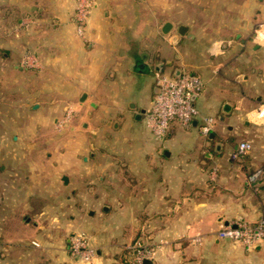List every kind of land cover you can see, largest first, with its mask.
I'll use <instances>...</instances> for the list:
<instances>
[{"label": "crops", "instance_id": "1", "mask_svg": "<svg viewBox=\"0 0 264 264\" xmlns=\"http://www.w3.org/2000/svg\"><path fill=\"white\" fill-rule=\"evenodd\" d=\"M185 1L189 0H95L80 36L73 20L76 0H0V44L10 49L5 57L18 61L22 46L34 54L31 48L50 42V62L61 63L63 88L80 92V99L91 93L100 96L102 105H89H99L103 117L112 115L117 128L125 109L120 102L108 105L103 92L112 87L117 73L148 69L154 75L179 67L151 38L158 35L176 42L171 38L173 17L201 13L206 3L190 0L186 6ZM223 3L236 8L228 12L238 17L236 44L219 46L213 41L199 51L192 69L203 82L194 100L199 116L183 127L190 130L199 123L200 130V115L210 116L203 112L206 108L228 116L231 126L212 125L207 134L200 130L204 138L197 141L189 134L179 137L172 123L164 140L145 144L137 154L130 152V160L124 156L126 168L95 165L94 172H101L99 183L107 182L109 192L101 187L99 193L94 191L96 196L84 189V199L67 219L64 212L50 210V193L40 202L38 172L28 173L30 181L23 183L15 178L20 175L17 169L0 167V264H85L69 253L68 244L72 233L85 232L77 229L82 221L90 223L83 217L87 209L100 217L92 232H86L100 264H131L126 244L136 237L154 246L152 264H264V244L247 248L215 233L221 222L264 216V0H212V14L222 12ZM166 22L168 32L162 29ZM212 87L219 96H212ZM151 92L148 105L153 84ZM139 102H129L136 119L148 108ZM240 141L251 147L232 158ZM138 155L145 167L139 166ZM155 158L158 161L152 162ZM91 172L76 171L82 179ZM78 178L74 173L61 175L70 190L76 189ZM70 200L62 205L72 207Z\"/></svg>", "mask_w": 264, "mask_h": 264}, {"label": "rangeland", "instance_id": "2", "mask_svg": "<svg viewBox=\"0 0 264 264\" xmlns=\"http://www.w3.org/2000/svg\"><path fill=\"white\" fill-rule=\"evenodd\" d=\"M185 3L187 6L190 0ZM235 9L234 6L223 3L220 9L222 12L212 14V0H206L203 12H188L173 17L175 25L172 32L179 35L175 43L167 37L163 39L155 35L151 38L152 44L179 67L183 66L189 71L195 70V64L200 58L199 51L204 45H210L213 41L218 42L219 46L230 41L231 45L236 44L235 36L238 35V30L234 25L238 17L228 13ZM187 10L184 8L183 12ZM181 23L189 27L183 33L177 30ZM48 43L42 47L31 48L36 49L34 54L37 64L34 66H26L22 62L25 55L32 54L33 51L26 52L22 46L20 59L12 61L10 57L4 56L5 51L9 52L10 49L0 44V167L6 168L7 171L17 169L20 175L15 178L23 183L30 181L28 173L38 172L39 192L36 195L40 202H45L47 193H50V202H53L50 210L54 209L55 213L64 212L67 219V214H74L73 210L84 199V189L89 191L87 193H94L102 187L103 191L109 192L107 182L99 183L97 175L101 172H94L95 165H118L121 169L126 168L124 156L129 159L127 155L130 152L137 154L143 150L145 144L164 139H155L145 123L144 116L136 119L129 109L131 100L143 101L148 108L151 106L148 101L154 82L152 72L146 69L140 73H117L112 87L103 92L108 105L120 102L125 109L122 110L125 119L121 118L122 123L114 128L112 115L103 117L102 111L98 109L99 105L96 108L89 105V101L102 105L100 96L91 93L80 99V92L63 88L66 79L61 73V63L50 62V42ZM40 49L43 51L40 52ZM172 69L165 72L169 74ZM101 85L100 83V87ZM218 94L220 92L216 87H212V96H219ZM203 112L212 116L213 127L231 126L230 118L218 113L216 109L206 108ZM174 124L177 126L176 133L179 137L189 134L197 141L204 138L199 130V123L190 130L178 122ZM136 160L139 166L147 165L140 155ZM156 161L158 158L152 162ZM90 169L92 172L87 179H82L83 175L76 173ZM68 173L80 177L77 184L75 183V190H70L61 179V175ZM6 175L12 177L9 173ZM102 175L108 176L106 173ZM123 177L127 175L124 174ZM97 192L94 193L96 196ZM90 196L93 195L89 194L88 198ZM68 198L72 199V207L62 205L64 199ZM90 211L87 209L83 216L89 219L90 223L82 221L77 228L85 233L92 232L100 223V217ZM51 213L53 212L50 211ZM260 257L264 258V250Z\"/></svg>", "mask_w": 264, "mask_h": 264}, {"label": "built area", "instance_id": "3", "mask_svg": "<svg viewBox=\"0 0 264 264\" xmlns=\"http://www.w3.org/2000/svg\"><path fill=\"white\" fill-rule=\"evenodd\" d=\"M94 3L95 0H76L73 20L80 36L84 35L86 21ZM22 62L26 66H34L37 64V57L33 53L27 54ZM202 86L201 77L183 66L173 68L169 74L163 70L155 71L151 106L144 111L145 123L155 139H164L172 123L178 122L182 126H188L199 116L194 100L200 94ZM200 121L202 133H209L212 117L200 115ZM250 147V142L240 141L232 151L231 157L242 156ZM259 172V169L256 170L249 178L254 179ZM215 233L218 238L240 242L247 248L254 247L264 242V216L255 221L237 217L221 222ZM32 242L38 244L36 241ZM126 249L131 264H144L143 261L152 260L155 253L154 246L139 237L126 244ZM68 250L72 256L85 264H100L94 260L89 237L83 231L70 235Z\"/></svg>", "mask_w": 264, "mask_h": 264}, {"label": "water", "instance_id": "4", "mask_svg": "<svg viewBox=\"0 0 264 264\" xmlns=\"http://www.w3.org/2000/svg\"><path fill=\"white\" fill-rule=\"evenodd\" d=\"M169 26H170V23H169V22H166V23L164 24V27L162 28L163 31H165V32L168 31ZM178 31H179V33H183V32H184L182 27H180ZM171 38H172V40L175 42V41L179 38V35H177V34H173ZM143 66H144V64H142V63H138V65H137V67H139V68H143ZM142 111H144V109H141V112H142ZM63 179L66 180V177H63ZM257 245H258V244H257ZM255 246H256V245H255ZM143 263H144V264H152V260H150V259H145V260L143 261Z\"/></svg>", "mask_w": 264, "mask_h": 264}, {"label": "flooded vegetation", "instance_id": "5", "mask_svg": "<svg viewBox=\"0 0 264 264\" xmlns=\"http://www.w3.org/2000/svg\"><path fill=\"white\" fill-rule=\"evenodd\" d=\"M180 27L183 28V31H185V29L187 30V28H186L185 26H182V25H179V26L177 27V30H179Z\"/></svg>", "mask_w": 264, "mask_h": 264}]
</instances>
